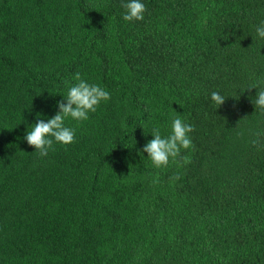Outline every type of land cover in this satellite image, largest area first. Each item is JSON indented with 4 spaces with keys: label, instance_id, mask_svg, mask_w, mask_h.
<instances>
[{
    "label": "trees",
    "instance_id": "trees-1",
    "mask_svg": "<svg viewBox=\"0 0 264 264\" xmlns=\"http://www.w3.org/2000/svg\"><path fill=\"white\" fill-rule=\"evenodd\" d=\"M125 2L0 0V264H264V0ZM76 73L111 98L40 157ZM177 115L190 163L155 168Z\"/></svg>",
    "mask_w": 264,
    "mask_h": 264
},
{
    "label": "clouds",
    "instance_id": "clouds-1",
    "mask_svg": "<svg viewBox=\"0 0 264 264\" xmlns=\"http://www.w3.org/2000/svg\"><path fill=\"white\" fill-rule=\"evenodd\" d=\"M125 13L123 20L127 22L143 21L146 6L141 0H127L121 5ZM256 34L264 39V22L256 26ZM74 80L77 81L71 86L57 104L58 112L50 119H41L39 114L37 122L26 131L25 141L38 152L40 157L47 156L50 150H54V143L69 145L74 142L75 132L72 128L65 126V120L71 118L77 122L89 119L90 113H95L101 103L110 100L111 94L99 84L89 83L76 73ZM259 84L253 85L251 89H257ZM211 102L218 107L225 103L226 97L217 91L210 94ZM255 106L264 111V88L256 92L254 99ZM195 131L194 125L186 123L179 115L171 122L168 135H162L160 128L154 127L151 133L152 139L142 148L143 153H147L155 168H165L170 160L181 166L190 163L188 156H182V150L194 149L191 133ZM257 138L261 133L254 134ZM259 139L252 140L255 146ZM179 177H173L178 179Z\"/></svg>",
    "mask_w": 264,
    "mask_h": 264
}]
</instances>
